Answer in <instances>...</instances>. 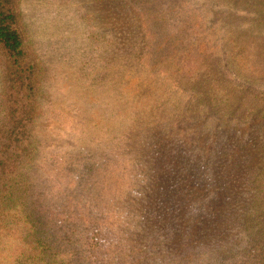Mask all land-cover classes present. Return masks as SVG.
<instances>
[{
    "label": "rangeland",
    "instance_id": "rangeland-1",
    "mask_svg": "<svg viewBox=\"0 0 264 264\" xmlns=\"http://www.w3.org/2000/svg\"><path fill=\"white\" fill-rule=\"evenodd\" d=\"M18 1L41 67L36 145L19 187L26 224L47 229L40 260L264 264V103L250 117L224 104L229 85L250 77L264 92V54L243 48L264 36L263 0ZM189 50L205 62L188 83L175 71ZM240 61L255 73L237 78ZM228 160L218 188L213 174ZM225 205L240 220L222 249L181 251L191 211L210 219ZM12 235H0V258L30 264ZM212 250L225 254L215 262Z\"/></svg>",
    "mask_w": 264,
    "mask_h": 264
},
{
    "label": "trees",
    "instance_id": "trees-1",
    "mask_svg": "<svg viewBox=\"0 0 264 264\" xmlns=\"http://www.w3.org/2000/svg\"><path fill=\"white\" fill-rule=\"evenodd\" d=\"M259 15L262 23H264V0L260 5ZM243 43V48L247 51L253 50L260 52L261 55L264 54V36L251 34L245 38ZM187 54L186 57L189 60L180 61L181 68L175 71V76L181 81L189 83L192 79H195V73L201 68L205 58L203 51L193 53L192 50H189ZM243 62L245 63V59H243ZM262 64L264 65V62L260 65ZM210 71V76L214 75L213 71ZM0 73L2 114L0 123V235L5 234L7 231L10 236L13 231L19 230L20 235L17 238L12 235L16 240L13 251L17 258L24 259L30 264L33 262L47 264V262L40 260V255L43 253L45 245L48 244V241H45L47 232L45 230L47 229L32 224L33 219L31 222L28 221L29 225H27L25 221L28 218L22 216L23 211L19 202L20 180L24 169L30 163L36 145L34 132L35 122L39 116L41 67L28 42V35L21 21L18 0H0ZM254 73V68L248 70L247 66L241 63L239 74L237 73L236 77L241 78L244 74L248 77ZM252 79L250 77L247 81L252 82ZM247 81L245 83L230 84L227 92L231 94V98H228L224 103L231 104V111L234 113L241 114L244 112V117H250V113L258 112L261 104L264 103V92L251 90V87L246 85ZM237 156L243 157L242 154ZM214 157L216 158V156ZM218 159H220L219 156ZM230 163V160H228L226 163L217 166L215 174H213L219 182L216 187L222 189L226 187L225 170L220 169V166H227ZM233 165L236 168V174L228 180V183L232 186L235 194L234 189L238 185L236 175L240 174V163ZM227 201H230V197ZM226 205L218 209L219 211L214 213L210 219H207L205 215L200 216L196 210H192L190 225L186 229V234H182L185 243H180V250L182 251V248L188 245L191 247V251L187 255H190L191 253L196 254L197 249L200 250L201 247H208L213 244H216V248H221L222 242H225L228 236L229 228L232 225H237L240 220L238 214L234 219H231L233 214L231 212L229 214V211L232 207H226ZM11 207L13 210H11ZM7 210H11V218H9L11 220L7 218ZM8 224L18 225H16L17 228H10ZM189 232L195 233L194 236L188 235ZM191 236L194 237V240L189 239ZM7 237L4 235L3 239ZM233 242L235 245H239L237 239ZM211 253L214 255V250ZM223 253L225 254V251L222 250L214 255L215 262ZM0 264H4L2 258H0ZM253 264H256V262Z\"/></svg>",
    "mask_w": 264,
    "mask_h": 264
}]
</instances>
